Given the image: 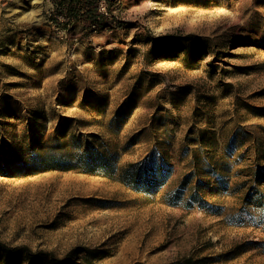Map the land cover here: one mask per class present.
<instances>
[{"label": "rangeland", "instance_id": "1", "mask_svg": "<svg viewBox=\"0 0 264 264\" xmlns=\"http://www.w3.org/2000/svg\"><path fill=\"white\" fill-rule=\"evenodd\" d=\"M52 1L0 0V264H264V0H110L67 35ZM56 140L116 173L44 168Z\"/></svg>", "mask_w": 264, "mask_h": 264}, {"label": "trees", "instance_id": "2", "mask_svg": "<svg viewBox=\"0 0 264 264\" xmlns=\"http://www.w3.org/2000/svg\"><path fill=\"white\" fill-rule=\"evenodd\" d=\"M52 2L55 5V21L61 24L58 17L63 16L69 18L72 23V26L69 28L70 30L76 23L83 20L90 24H101L106 21L104 18L100 20L97 18L98 0H53ZM61 25L67 27L66 23ZM35 157L38 159V164L47 169H79L86 173L102 174L106 176H113L117 170L116 160L113 154H103L100 150L94 148L84 150L78 141L75 144H71L69 140H56L50 143L46 148L39 150ZM132 166L135 167L136 165ZM126 174L131 180L137 183V186L142 185L138 184L142 183L144 179L142 178V172L128 169L126 170ZM145 180L148 183L153 182L149 180V177L148 180ZM25 252L28 255L30 264L38 260L36 254L29 248H26ZM52 261L64 263V260L53 259ZM85 261L86 264H94L90 259H86Z\"/></svg>", "mask_w": 264, "mask_h": 264}, {"label": "built area", "instance_id": "3", "mask_svg": "<svg viewBox=\"0 0 264 264\" xmlns=\"http://www.w3.org/2000/svg\"><path fill=\"white\" fill-rule=\"evenodd\" d=\"M98 11H97V18L100 20L101 18H104L106 22L110 25H115L117 23V17L115 10H113L111 6V1L110 0H98ZM52 12H55V5L52 4L51 8ZM59 22L61 24L66 23L67 27L62 26L61 24L57 23V21L54 20L57 28L61 31L63 35H67V32L70 31V27L72 26V23L69 18H65L63 16L58 17ZM99 23H93L91 24L92 29L97 30L99 28Z\"/></svg>", "mask_w": 264, "mask_h": 264}]
</instances>
